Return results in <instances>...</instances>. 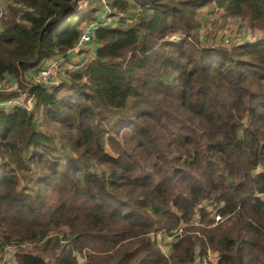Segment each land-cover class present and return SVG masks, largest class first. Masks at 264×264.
Returning <instances> with one entry per match:
<instances>
[{"label": "trees", "instance_id": "16d2710c", "mask_svg": "<svg viewBox=\"0 0 264 264\" xmlns=\"http://www.w3.org/2000/svg\"><path fill=\"white\" fill-rule=\"evenodd\" d=\"M206 7L260 39L203 41ZM105 10L124 17L95 31L78 70L24 84ZM3 79L34 105L0 108V255L264 264V0H7ZM176 230L165 258L154 238Z\"/></svg>", "mask_w": 264, "mask_h": 264}, {"label": "built area", "instance_id": "2783aa9c", "mask_svg": "<svg viewBox=\"0 0 264 264\" xmlns=\"http://www.w3.org/2000/svg\"><path fill=\"white\" fill-rule=\"evenodd\" d=\"M4 9L0 7V19L2 16ZM123 14H119L118 16L112 17L110 16L109 11H104V13L101 15L99 21L94 22L93 24H89L86 26L79 38L78 43L74 47L73 50L69 52L70 54H77L81 49L88 48V44L94 37L95 31L99 27H107L108 25L112 24L114 20L123 18ZM230 34L228 32L227 36L224 38V45L228 44H237V39H232V37H228ZM177 38L172 37L170 40L175 41ZM68 55V56H69ZM88 60V56L86 57ZM85 59V61H87ZM81 67V64L71 62L69 60V57H63V56H57L50 60H48L45 65L38 71L37 74H35L32 77V81L34 84H40L45 86H57L59 79L64 77L67 73L74 72L78 70ZM17 84L15 81H11L8 79L0 80V94H11L16 90ZM22 98L16 97V98H10L3 102H0V108L6 107L8 109H14V108H22L27 112H30L33 108L34 101L31 97L27 96L26 94L21 95ZM197 218L198 222V215L195 216ZM211 217L214 219V224L223 222L225 218H221L218 214L216 209L211 210ZM196 222V223H197ZM28 244H25L27 246ZM161 252L165 258L168 257L169 249L163 248L162 245H159ZM14 251V247H7L4 252L0 255V264H5L6 262L11 261L12 264H14V258L9 257L8 254L6 257V253H12L11 251ZM212 258V259H211ZM208 261H215L213 264H216L218 261V257L215 254L208 253L207 256ZM203 264H211L207 263L205 260L202 262ZM7 264V263H6Z\"/></svg>", "mask_w": 264, "mask_h": 264}, {"label": "rangeland", "instance_id": "374dc122", "mask_svg": "<svg viewBox=\"0 0 264 264\" xmlns=\"http://www.w3.org/2000/svg\"><path fill=\"white\" fill-rule=\"evenodd\" d=\"M6 1L7 0H0V7H2L3 9H5ZM203 17H206V18H204V20L201 23V27L198 32L199 38L215 46H220L224 44V38L227 36L228 32L230 34L228 37L231 36L232 39H237L236 41L238 43H242V42L253 43V42H256L258 39H260L261 37V33L256 32V31L253 32V31H250L249 29L247 30L245 25L240 23L239 21L232 20V19H226V20L223 19L222 12L220 10H214L212 7H206L204 9ZM93 23H90V24H93ZM87 49L88 48H85L84 50H87ZM35 74L36 73L32 72L30 74L25 75L23 78L24 84L32 83L33 82L32 77ZM62 79L63 78H60L58 83H60ZM11 94H12V97L22 98L21 95L25 93H24V90L20 89V87L18 86L16 87V90ZM0 95L3 96L6 94H0ZM105 149L108 151L107 147H105ZM196 222H197V218H195V223ZM179 233L180 231H177V230L173 231V235H174L173 237H163L160 233H157L154 239L158 245H162L163 248L169 249V245L172 242L176 241ZM11 252L12 253H6V257H7V254H8V258L13 257L14 251L12 250ZM205 261L211 264L215 262L213 260L208 261L207 259ZM6 263L12 264V259L11 261L6 262Z\"/></svg>", "mask_w": 264, "mask_h": 264}, {"label": "crops", "instance_id": "0c3cea01", "mask_svg": "<svg viewBox=\"0 0 264 264\" xmlns=\"http://www.w3.org/2000/svg\"><path fill=\"white\" fill-rule=\"evenodd\" d=\"M68 57H69V60H70L71 62H74V63H78V61H79V59H80L79 54H75V55L70 54ZM85 59H86V57L84 58V61H85Z\"/></svg>", "mask_w": 264, "mask_h": 264}]
</instances>
